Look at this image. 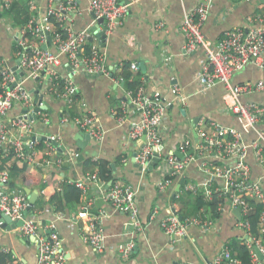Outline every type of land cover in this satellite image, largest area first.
Masks as SVG:
<instances>
[{
	"label": "built area",
	"instance_id": "built-area-1",
	"mask_svg": "<svg viewBox=\"0 0 264 264\" xmlns=\"http://www.w3.org/2000/svg\"><path fill=\"white\" fill-rule=\"evenodd\" d=\"M213 1L198 0L184 14L180 25L185 40L183 48L187 53L202 48L205 62L196 76L199 91L222 85L223 107L234 114L239 127L216 124L212 129L201 128L199 140L194 142L187 138L180 142L179 157L174 152L163 151V141L169 131L165 122L168 108L175 102L186 104L189 97L177 85L171 87L172 102H167L157 90L148 93L145 85L139 86L136 92L125 90L126 99L113 114L121 122L129 121L126 141H142L139 150L126 155L123 162L133 160L144 172L154 159L161 160L162 177L156 183L159 192L166 189L170 178L182 174L189 166L208 175L207 180L187 185V190L200 194L205 202L218 198V215L238 209L241 217L234 215V227L240 231L238 239L248 250L251 264H264V258L258 256L259 252L264 257V185L253 177L247 162L251 153L264 172V130L259 127L264 125V102L243 100L255 91H264V78L231 82L232 75L247 64L264 69V11L249 17L247 26L233 27L224 31L218 40H210L202 33V26ZM131 3L132 0H89L86 10L92 20L77 30L73 20L82 10L76 0H47L43 11L38 7V0H30L29 7L34 13L12 36L15 61L0 56V159L10 156L46 174L53 171L58 176L65 161L78 157V152L61 144L60 136L52 134L42 139L36 136L34 121L40 119L44 124L49 123L44 102L52 97L63 102L62 123L75 124L94 142L104 138L107 131L81 100L74 77L79 74L109 76L105 45ZM12 4L13 0H0V14L8 11ZM100 18L102 23L98 24ZM158 25H162L161 22ZM48 36L51 37L49 43ZM43 44L47 45L46 49L42 48ZM138 68L137 62H130L131 70L138 71ZM116 81L123 83L121 77ZM16 104L25 111L5 119ZM32 114L34 119H30ZM250 133H254V138L245 139ZM96 174V171L88 170L82 177L69 179L66 183L81 191L83 205L78 217L86 220V228L81 233L83 243L92 251L103 254L106 235L102 224L108 211L104 206L93 211L96 202L125 214L129 218L127 225L136 232L144 230V223L139 218L137 190L119 180L109 181L106 187ZM8 182L7 170L0 169V213L11 220H22L15 230L34 239L37 264H64L62 240L55 227L51 226L43 233L37 220L26 215L30 205L27 195L19 187L11 188ZM215 182L219 184L214 185ZM252 199L261 206L254 231L246 219L254 210ZM169 210L159 220L167 239L175 241L185 237L188 228L194 225L206 231L213 228L209 217L183 218L175 206H170ZM153 214L154 211L151 216ZM2 223L0 219V225ZM133 248V241L128 240L117 245L116 253L126 260ZM4 252L11 254L5 264H21L10 251L4 249ZM208 264H241V261L233 255L229 240H225Z\"/></svg>",
	"mask_w": 264,
	"mask_h": 264
},
{
	"label": "crops",
	"instance_id": "crops-1",
	"mask_svg": "<svg viewBox=\"0 0 264 264\" xmlns=\"http://www.w3.org/2000/svg\"><path fill=\"white\" fill-rule=\"evenodd\" d=\"M46 1L38 0L40 11H43ZM76 1L82 10L73 20V27L78 30L91 22L92 15L86 10L89 0ZM29 2L30 0H13L9 12L0 14L1 57L15 61L12 36L33 15ZM197 3L198 0H132L126 15L105 45L109 76L90 77L79 74L74 77L81 100L96 114L107 131L101 141L90 140L83 149L77 147L75 137L79 127L73 123L61 122L63 102L54 97L44 102L49 123L44 124L40 119L34 121L35 133L39 139L52 134L58 135L61 144L68 150L82 155L81 159L65 161L58 176L50 171V167L48 174L33 168L31 175L39 183H17L28 200L30 197L33 199L26 215L37 220L43 233L51 226L58 232L65 253L64 264H208L223 241L240 236V231L234 227L235 214L231 211L219 216L211 230L203 231L198 226H190L185 237L175 241L167 239L159 226V220L169 213L170 206L176 207L179 216L180 207L191 215L189 217H200V212L206 216L211 213L208 204L201 205L202 200L198 194L187 190V185L207 180L208 175L195 166H189L182 174L170 178L166 189L159 192L156 183L162 177L161 160L156 161L152 169L143 172L133 160L121 163L118 158L121 153L125 157L137 152L142 143L141 140L126 141L129 121L121 122L113 114L119 109L121 101L126 99L124 84L116 81L120 77L119 65L126 61L137 62L148 93L157 90L167 102H172L171 87L177 85L189 96L186 104L175 102L168 108L165 122L169 131L163 141L164 152L179 153L180 142L187 138L196 142L201 128L212 129L216 124L239 127L234 114L223 107L222 85L199 91L196 76L205 62L202 48L191 53L183 48L185 40L180 25L186 11ZM262 11L264 0H214L202 26V33L210 40H218L228 29L247 26L248 18ZM159 22L162 25H158ZM49 47L53 50L51 45ZM263 78L264 69H258L250 63L235 72L231 82L242 83ZM243 100L264 102V91H255L244 96ZM22 112L23 107L16 104L5 115V119ZM259 127L264 130V125ZM249 138H254V133L245 135V139ZM96 158L108 160L117 180L130 184L137 190L139 218L144 223V230L136 232L127 225L129 218L125 214L114 212L109 205L105 206L100 201L96 202L92 207L93 211L100 206L108 211L102 224L106 235V250L103 254L92 251L81 239V233L86 228V220L78 217L82 202L69 203L64 210L56 211L48 201L50 194L57 191L58 183H66L69 179L82 177L88 170L92 171L93 167H85L83 161H94ZM247 162L251 166L253 177L260 179L264 185L263 169L251 153L247 156ZM49 174L53 176L47 181L45 177ZM218 184L219 182L214 183ZM153 211L155 214L151 216ZM128 240L133 241L134 248L132 255L123 260L118 257L116 247ZM4 249L14 254L21 264H37L34 239L22 235L18 230L0 225V250Z\"/></svg>",
	"mask_w": 264,
	"mask_h": 264
},
{
	"label": "trees",
	"instance_id": "trees-1",
	"mask_svg": "<svg viewBox=\"0 0 264 264\" xmlns=\"http://www.w3.org/2000/svg\"><path fill=\"white\" fill-rule=\"evenodd\" d=\"M6 12H9V10ZM118 76L121 77L126 90L136 92V90L138 89L139 86L145 85L142 73L139 71V69H138V71L131 70L129 61L122 63V66L120 67V71L118 73ZM118 158H119L120 162L122 163L124 156L121 154ZM83 164L85 167L86 166L87 167H93L92 171L97 172L96 178L99 181L103 182L104 184H107L109 181L117 180L115 173L112 170L111 163L104 158H97L94 161H91V159H85L83 161ZM0 169L7 170L8 177H9L8 184L11 188H17L18 187L17 183H19V182H22V183H29V181L33 182V183H39L40 182L39 180L35 179L33 177V175H31V170L33 171L32 165H30L26 162H22L20 160L11 159L10 156L6 157L4 159H0ZM50 176H53V175L52 174L47 175L45 177V180L48 181V179H50ZM56 187L58 188V189L56 188L57 191H54L48 197L49 203H51L53 205V207L56 211L64 210L65 206L69 203L81 202V191L75 185L70 184V183H63V184L58 183V185H56ZM198 195L201 197L200 194H198ZM201 200L203 201L202 197H201ZM202 201H201V205L202 204L203 205L208 204V206L211 210V213L208 216H206L204 214H201V212H200V215H201L200 217H202V218L209 217L212 221L213 228H214V222L217 220V218L219 216H221V215H218L216 213V207L220 203V200L218 198H213L211 202L203 201V203H202ZM251 203L253 204L254 210L249 213V215L246 217V219H248V221L251 225V228L254 231L257 229L258 215L260 213L261 206L257 203V201L255 199H252ZM180 210H181V217L184 218V217L191 216V215L186 213V211L183 207L182 208L180 207ZM206 212H207V210H206ZM226 214H229V213H226ZM213 219H215V220L213 221ZM202 230L206 231L204 229H202ZM229 245L231 246L233 255L241 261V264H251V260H250L248 250L246 249V247L244 245L241 244V242L238 238H231L229 240ZM218 251H217V253H218ZM216 254H215V256H216ZM10 255H11L10 253H6V252L0 250V264H5L7 259L10 258Z\"/></svg>",
	"mask_w": 264,
	"mask_h": 264
},
{
	"label": "water",
	"instance_id": "water-1",
	"mask_svg": "<svg viewBox=\"0 0 264 264\" xmlns=\"http://www.w3.org/2000/svg\"><path fill=\"white\" fill-rule=\"evenodd\" d=\"M100 23H102V18L98 19V24H100ZM97 34L99 35L100 33L97 32ZM50 41H51V37L48 36L47 37V42L49 43ZM42 48L46 49L47 48V45L46 44H43L42 45ZM16 62L18 63V61H16ZM121 85H123V83H121ZM23 111H25V110H23ZM34 118H35V115L32 114V116L30 117V119H34ZM195 122H197V120H195ZM195 135L197 136L196 133H195ZM42 138H44V137H42ZM89 140H90L89 139V136L87 134H85L82 130H79L78 131V135H76V137H75V144H76L77 147L83 149L89 143ZM62 148H63V146H62ZM176 154H177V156L181 157V154L180 153L176 152ZM77 158L78 159H81L82 158V155L79 154ZM156 161H158L157 158L153 160L152 164L149 165L146 168V170L152 169V167L156 163ZM108 184H107V187H108ZM32 200H33L32 197H30V199H29L30 205H29L27 211H29L31 209ZM232 212L235 214V216L237 218H240L241 217L240 212H239L238 209L234 208V209H232ZM0 219L3 222L1 226L2 227H6L7 229H9V228L10 229H15L16 226H19L22 223V220H11V218L9 216L5 215L4 213H0ZM46 232H48V231H46ZM258 256H259L260 259H263L264 258L263 255H261L259 252H258Z\"/></svg>",
	"mask_w": 264,
	"mask_h": 264
},
{
	"label": "rangeland",
	"instance_id": "rangeland-1",
	"mask_svg": "<svg viewBox=\"0 0 264 264\" xmlns=\"http://www.w3.org/2000/svg\"><path fill=\"white\" fill-rule=\"evenodd\" d=\"M122 66V64L121 65H119V67H121Z\"/></svg>",
	"mask_w": 264,
	"mask_h": 264
}]
</instances>
